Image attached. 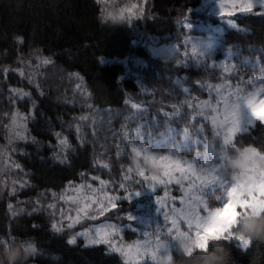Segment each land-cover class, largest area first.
Listing matches in <instances>:
<instances>
[{
    "label": "trees",
    "instance_id": "16d2710c",
    "mask_svg": "<svg viewBox=\"0 0 264 264\" xmlns=\"http://www.w3.org/2000/svg\"><path fill=\"white\" fill-rule=\"evenodd\" d=\"M201 1L146 0L142 17L129 25L104 21L95 0H0V236L34 244L36 251L24 264H124L103 246L84 248L82 241L70 246L69 238L86 224L54 231L48 193L79 182L83 174L121 181L132 166L131 153L121 142L123 130L128 125L135 130L138 122L128 124L132 102L145 107L146 134L169 126L209 134L203 121H187L182 100L189 94L205 99L202 87L219 83L220 73L153 57L137 42L149 36L174 41L179 23ZM236 24L237 30L223 34L220 47L233 50L240 63L233 83L243 74L257 73V67L264 69V15L243 16ZM244 62L256 68H241ZM12 89L28 95L21 98ZM89 106L98 117L88 115ZM178 110L180 117L168 116ZM6 111L25 117L27 139L4 129ZM61 139L68 143L62 163L53 154ZM244 146L264 151V125L238 135L230 151ZM34 201L40 207L29 211ZM128 209L130 204L121 201L103 219L125 222ZM220 242L225 264H264V243L250 241L241 250L233 242ZM172 257V264H192L181 251Z\"/></svg>",
    "mask_w": 264,
    "mask_h": 264
},
{
    "label": "rangeland",
    "instance_id": "374dc122",
    "mask_svg": "<svg viewBox=\"0 0 264 264\" xmlns=\"http://www.w3.org/2000/svg\"><path fill=\"white\" fill-rule=\"evenodd\" d=\"M95 1L97 2V0ZM145 2L146 0H103V2L97 3L101 8L102 15L106 10L118 12L120 9L128 8L135 4L136 8L133 9L130 20L128 19L129 14L125 12L124 15L126 18L122 21H117V23H127L131 25L134 21L142 17ZM223 2L225 3V12L229 11L230 5L227 0H223ZM254 3L256 4V7L252 14L236 12L232 16H220L219 0H202L197 8L192 10L191 14L179 23L180 34L174 41L161 42L160 38L153 36L137 41L140 42V44L144 46L153 57H164L170 60H176L178 64L182 66H208L220 73L221 81L219 83H207L202 87L206 93L205 99L200 100L189 94L186 99L182 100V106L186 108L184 113L188 118L187 121L192 123L195 120H201L208 126L210 132L209 134H204L199 130L187 131V128L176 129L173 126H169L158 134H146L144 130L146 128V123L141 119V116L143 115L142 111L145 107L138 103H130L128 124H134L136 122L135 119H137L138 122L136 123L135 130L130 131L129 125L123 130L124 132L127 130L129 133L128 138H125L123 133L121 142L131 153L132 166L126 169V174L122 175L121 181L110 182L103 180L100 177L83 174L79 182L69 183L59 192L48 193L51 201L49 204H46V206L48 207L51 216L54 218V223L57 227L65 230L73 229L82 223L86 224L85 228L77 230L69 238L70 240L75 237L76 240L75 244L68 243L70 246H75L78 241H82L84 248L103 246L108 253L119 256L125 264L124 258L119 253L111 251L108 245H86L84 237L82 235H77V233H83L86 229L95 233L97 229H109V226H115L119 232L118 234H114L112 239L118 246L120 244L130 245L137 241H142L145 238V234H149L152 239H155L156 234L159 233L161 240L169 242L170 264H172V253L181 250L176 247L175 241H171L168 236L167 228L171 227V222L170 220H165L164 212L169 211L173 207H182L181 201L185 198V193L182 188L188 187V181H184L183 185L175 182H172L167 186L156 184L154 186L155 191L149 189L150 182L146 181L144 177L138 175L137 172V162L143 157L142 155L137 157L133 152V147L136 146L139 148L142 143L144 147H150L155 151H158L160 155L168 154L169 149H171L182 163L192 164L197 170L202 168L206 169L211 167L214 163H221L219 156L222 154V150H232L233 142L238 135L248 132L249 129L253 128L258 123L264 125V122L256 121L254 125L248 126L246 131H239L233 135L231 145L225 146L223 144V132L214 128L212 125L210 111L204 109V114L202 115L200 114L201 109L197 107V105H200L203 102H209L213 105L217 104V101L220 100V97L217 95V86H219V90L222 94L226 96L229 91H235L237 88H240L244 92L254 91L256 88H259L261 82L264 81V69L260 67L256 68L255 63L244 62L243 65L246 66L241 68L247 66L254 67L258 72H250L248 77H246V74H243L242 77L239 78L238 83H233V76L238 75L240 63L235 61L236 53L233 50H220L223 34L231 29L237 30V18L247 15H258L256 13L262 11L259 7V0H254ZM186 24L190 25V28H187ZM194 46L196 48H194ZM199 53H202L203 55H200ZM46 73L48 74V70ZM8 75L9 72H5L2 75L4 80L8 78ZM78 80L80 81V78H78ZM13 90L14 89H12V91ZM17 90H19V92L13 91L15 95L21 96L20 93H24L20 89ZM0 94L2 93L0 92ZM23 97L21 96V98ZM133 105H136V107H133ZM85 109L87 110V107ZM181 112V110H178L177 113L173 112L168 114V116L176 117L177 115L180 117ZM13 113L16 112L8 113L6 111L3 114V116L9 120L8 124H3V127L8 131V134L12 132L10 117ZM88 115L98 117L99 113L89 106ZM206 116L209 118H206ZM79 129H81V127ZM185 133H187V136ZM62 147L63 146L58 142V146L53 148V154L56 156L55 160L60 161L61 163L64 162L61 160V156L65 154L67 149L64 148L62 150ZM104 167L106 166L104 165ZM145 174L150 175V173L146 171ZM176 175L179 176V173ZM228 176L230 179L231 176L229 174ZM121 184L125 187L122 188ZM136 184L138 186L135 188ZM81 185H83L82 193H78L76 189ZM91 189L96 190L94 195L92 194ZM114 190L121 192V194L114 192ZM137 192H140V194L136 195ZM53 193H55V196H53ZM165 193H167V196ZM81 194L91 196V199L86 201L90 204L88 215H95L96 219L83 218L78 223H75L72 228H68L67 225L77 216V205L73 204L71 200H61L60 197H78ZM220 194L218 188L215 190L208 189L205 192V199H207L212 206H217L218 201L216 200V197ZM105 197H114L115 199L109 203V200ZM157 197L164 198L165 207L160 211L157 210L159 208V205L156 204ZM93 201H99V203H94ZM121 201L129 203L131 206V209L126 211L125 222H113L103 219L104 215L118 207V204ZM51 204H55V208L49 207ZM38 207H40L39 202L34 201L32 203V208L27 209L29 211H34ZM101 207L106 208L103 215L98 214ZM22 209H26V207L23 206ZM239 211H241L239 207L233 208L232 214L224 218L222 227L225 230L231 228L232 224L235 223ZM256 211H264V209ZM62 212L63 215L61 214ZM130 216L133 219H129ZM68 217H71L72 219H69ZM181 230H186V225L182 222ZM220 231V227L210 231L208 233L209 239L218 236ZM209 239H207L204 244L200 245V247L206 248L207 246L205 245L208 244ZM228 242H233L236 246L238 243L235 240ZM239 249L247 250L242 248ZM184 254L187 255V253ZM138 264H154V262L151 260L150 256H146L143 260H139Z\"/></svg>",
    "mask_w": 264,
    "mask_h": 264
},
{
    "label": "snow or ice",
    "instance_id": "6c2138e0",
    "mask_svg": "<svg viewBox=\"0 0 264 264\" xmlns=\"http://www.w3.org/2000/svg\"><path fill=\"white\" fill-rule=\"evenodd\" d=\"M98 3L103 0H97ZM230 5V10L225 12V3L223 0H219V15L232 16L236 12L242 14H252L256 4L254 0H227ZM259 7L261 12L256 13L258 15H264V0H259ZM136 5L133 4L131 7L120 9L118 12L105 11L102 15L104 21H122L126 17L125 12L129 14L128 19L130 20L133 9ZM142 11V10H141ZM187 28L190 25L186 24ZM22 42L21 37L16 38ZM194 48H196L194 46ZM203 55L202 53H199ZM47 62V61H45ZM211 87V86H210ZM217 95L220 100L217 101L216 105L209 102H203L197 105L201 109L200 114H204V109H208L211 113L210 119L214 128L223 132V144L225 146L231 145L232 137L239 131H246L248 126L255 124L250 113L253 111L254 106L258 104H264V81L261 82V86L251 92H244L240 88L235 91H229L228 95H223L217 86ZM14 92L19 90L14 89ZM20 95L26 96L28 93H20ZM222 104V107H221ZM136 107V105H133ZM206 118H209L206 116ZM261 122H264V118H261ZM11 130L15 133V137L20 140H25L27 137L24 132L27 131V125L25 123V117L19 113H13L11 116ZM59 136V133L56 134ZM187 136V133H185ZM125 138H128L129 133L127 130L124 132ZM11 143V140L9 141ZM59 144L64 148L68 147L66 139L59 140ZM223 151V150H222ZM133 152L137 157L147 158L150 153L157 152L150 147H144L140 144V147H133ZM252 155L255 156L257 153L255 149L252 150ZM223 158L222 154L219 156L221 161ZM153 165L158 168L159 174L157 175H146L145 171L137 166L138 175L144 177L146 181L150 182L149 189L155 191V185H165L175 182L183 185L184 181H188V187L182 188L185 193V198L182 199L181 208H171L169 211L164 212L165 220H170L171 227L167 228L168 236L171 241H176L177 238L191 234L197 239V246L204 244L208 237V233L213 229L214 222L218 224L221 231L218 236L212 237L213 239L225 240V241H237V247L247 249L249 247V241L242 236L236 235L231 228L225 230L222 225L223 220L218 218L226 209H233L239 207L241 211H248L250 209H264V172L260 174V179L257 180L255 173L248 177L247 180H239L234 176L229 179L228 173L224 170L220 164H213L211 167L206 169L197 170L192 164L182 163L176 154L169 149L168 154L160 155L158 158H152ZM19 168V165H16ZM179 173V176L176 174ZM103 183V182H102ZM24 184L21 185L23 187ZM90 187V186H89ZM121 187H125L121 184ZM219 189L220 195L216 197L218 201L217 206H212L207 199H205V192L208 189ZM83 185L76 189L78 193H82ZM15 190V189H14ZM92 194L96 193L95 189H91ZM137 192L136 195H139ZM167 196V193H165ZM55 196V193H53ZM109 200V203L113 198L105 197ZM61 200H71L73 204L77 205V216L72 219V222L67 225L68 228H72L75 223H78L83 218L96 219L95 215L89 216L88 209L90 204L86 201L91 199V196L87 194H81L78 197H65L61 196ZM99 203V201H93ZM156 204L159 205L157 209L160 211L165 207L164 198L157 197ZM82 205V206H81ZM11 208V205H9ZM51 208H55V204L49 205ZM106 208L101 207L98 214L103 215ZM63 215V212L61 213ZM83 214V215H81ZM129 219H133L131 216ZM181 222L186 225V230H181ZM53 229L57 232L62 231L61 228L57 227L55 223L52 225ZM119 230L115 226H109V229H97L95 233L86 229L83 233H77L82 235L85 239L86 245H108L111 251L119 253L125 261V264H138L139 260H143L144 257L150 256L153 262L157 259V254L162 247H170L169 242L161 240L159 233L156 234V238L152 239L151 235L145 234V238L142 241H137L134 244L119 246L112 239L114 234H118ZM75 237L68 241L69 244H75ZM207 246V245H205ZM31 247V246H30ZM35 252L36 249L32 248ZM188 256L191 253H187Z\"/></svg>",
    "mask_w": 264,
    "mask_h": 264
},
{
    "label": "clouds",
    "instance_id": "9594fccd",
    "mask_svg": "<svg viewBox=\"0 0 264 264\" xmlns=\"http://www.w3.org/2000/svg\"><path fill=\"white\" fill-rule=\"evenodd\" d=\"M252 119L261 122L264 118V104L254 106L250 113ZM255 149L257 155H252ZM159 153L152 152L147 158L143 157L137 162V166L144 171L157 175L159 169L152 163V158H158ZM220 166L230 175L239 180H247L248 177L255 173L257 180L260 174L264 172V151H259L251 146L237 147L234 151L223 150ZM232 214V209H226L218 218L223 220L226 216ZM218 224L214 222L213 229ZM231 230L238 236L254 243H264V211L257 212L254 209L248 211H239L235 223L232 224ZM211 231V230H210ZM195 236L188 234L177 238L176 247L184 253H191L192 264H225L224 246L217 239H209L206 248L197 246ZM31 246V247H30ZM34 244L26 240H6L0 236V264H24L26 258L33 254ZM154 264H170L169 247H162L157 254Z\"/></svg>",
    "mask_w": 264,
    "mask_h": 264
}]
</instances>
